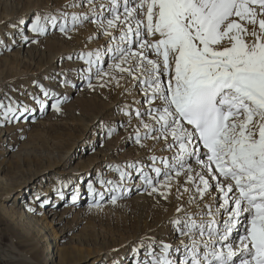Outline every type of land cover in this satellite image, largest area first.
I'll list each match as a JSON object with an SVG mask.
<instances>
[{
	"label": "snow or ice",
	"instance_id": "snow-or-ice-1",
	"mask_svg": "<svg viewBox=\"0 0 264 264\" xmlns=\"http://www.w3.org/2000/svg\"><path fill=\"white\" fill-rule=\"evenodd\" d=\"M87 23L96 25V39L106 38L78 57L87 86L138 92L121 126L136 120L134 143L163 142L168 153L110 165L119 178L98 181L116 193L112 204L134 177L166 201L175 190L170 223L179 243L145 235L135 264H264V0H70L34 14L28 30L67 35ZM29 111L0 102V126Z\"/></svg>",
	"mask_w": 264,
	"mask_h": 264
},
{
	"label": "bare ground",
	"instance_id": "bare-ground-1",
	"mask_svg": "<svg viewBox=\"0 0 264 264\" xmlns=\"http://www.w3.org/2000/svg\"><path fill=\"white\" fill-rule=\"evenodd\" d=\"M16 1L17 0H14V4L12 5L10 1L5 3V1L3 2L0 0V30H3V33L6 34L5 39H8V42H6L8 46L0 55V102L8 104L10 98L13 101L19 102L21 105L27 106L30 111L25 113L20 122H12L8 123L6 126H0V147L3 148V152H5L7 156H10L8 160H5L6 162L4 164L8 163L15 156V154L12 153V150L16 146V137H20V135L25 132L24 130L22 131V127H28L35 123L42 127L48 125L50 126L52 125V123L54 124L55 121L53 119H56L57 117L52 105L55 104L56 100L59 99L60 101H62L61 110L65 109L64 111H67L70 106H68L67 108L64 107L66 106L65 103H67V101L74 95L71 94V92H80L82 90L80 89V87L83 88V86H87L88 80L84 71L86 65H84L83 60L79 59L78 57L81 54L90 51L92 48L91 46H93V44L97 42L96 40V42L94 43L88 41V39L91 40L96 36L97 28L95 24L87 23L83 27H77L76 30L69 32L67 35L62 33L60 35V38H56V40L53 41L58 43V46L55 49L56 51H53L52 48H50L51 52H49L48 54L51 60L50 62H46V58L42 59V55H44L50 45L46 48L44 43L41 44L42 41L45 40L44 39L40 40V46H37L38 43L36 44V46L35 44L33 46L32 39L35 38L37 40L39 36H36L35 33L29 31L26 26L19 24V21L23 19L25 21L31 22L34 14L37 13H55L58 9H61L64 5L70 3V0L69 2H66L68 1L66 0L63 4L59 3L61 4L59 6H57L56 4L42 6L43 3H41V0H31L32 2H30L29 0L30 3L28 4L27 2L28 5L23 4V1ZM69 11L72 10L69 9ZM73 11H78V9ZM14 25H16V27H14ZM49 31L50 33H54L55 30L49 27ZM25 36L28 37L27 42L24 39ZM41 38L43 39V37ZM99 43V47L97 48L105 45L106 38H101L99 40ZM68 44L71 45L69 48ZM54 46H56V44H54ZM87 47L91 48L89 49ZM97 48L94 47V49ZM70 56L73 60H75L73 65L70 64V67L73 68H71L73 70L72 72H69L67 66L65 67L62 65L65 58L68 59V57ZM26 59L30 61H34V59L39 60H36L34 64L31 63L33 67L26 74V77L29 76L30 79L27 78L24 81V84L19 89V97L16 98L15 94L13 92H10L7 86L8 80L3 73L4 71L11 69L9 68V65L12 64V62H14L15 64L19 62V64L22 65V62L26 61ZM65 79L68 80V84H61ZM94 81L95 80H93V82ZM74 84H76L77 86L75 90H72V88H67V86H73ZM38 85L43 86V89L47 90L49 95L45 96ZM129 87H131V85H129ZM104 89L100 87H97L95 90L88 88L84 90L85 93H82L84 95H82L83 100L79 104V107H81V109L79 110L81 116H77L78 118L74 117V121L77 122L80 127L82 125L83 132L81 133V135H84L87 138L93 136L94 138L90 141L89 138L87 141H84L83 146L79 147L77 153H75V158L70 156L71 154L69 149L62 153L55 150L49 153H42L44 155L43 159H41L43 163L48 164L46 168L50 170H47L43 174L37 175L29 173L27 176L23 177L20 182H17L14 179L10 180V178L1 179V175L4 174V170L0 169V203L4 205L3 208L7 207L6 205L8 204L6 203L12 201L17 192L26 193L29 192L30 188L32 189L33 194L30 195L28 202L24 204L25 207L22 206L23 208H21H25V210H20L18 212L16 211L15 213H12V211L14 210L13 209L10 212L8 211V215L11 219L15 217V219H20L21 223L24 222V224H22L26 226V228H24L27 230L26 234L33 235L38 240L40 238L42 243H44L46 253L49 254V259L53 264H55V262H57V264H67L72 259V257L71 259H68L71 253L70 249L66 248L64 245H58V242H60V240L63 241L64 239V232L66 231L67 221L71 222L70 220H74L76 222H82L83 218H85L84 216L93 211V207L95 204L101 205V203H104L105 206L107 205L105 208H107L108 210L109 207L112 208V206L115 205L110 202V199L108 197L109 195H113L116 193H110L108 191V186L101 185L98 182L101 178L113 181L119 178V174L112 168H110V165L115 166L117 164H123L124 162L133 161L149 163L150 161L148 158L151 155H168V153H164L161 151V149L163 148V142L154 145L153 141L148 140L145 142L146 147L143 148L134 143L132 134L133 129L137 123L136 120L132 121L131 126L126 127L125 130H127L128 133L125 135V137L122 138L120 142L115 143L116 138L114 139L111 136L107 135L110 128H125L121 125H126L128 120V117L124 114V112L123 114H121V116L116 115L115 117L113 110H122L126 104L132 103L134 97L135 99L140 100L141 96L137 92L126 94L123 88H119L114 95V99L112 100L111 98V103H108V105L100 98L97 99L98 94H95V92L98 93V91H103ZM39 93L40 95L43 94V96H39ZM33 97H37L41 101H43V107L39 103L35 104L32 103L30 99L28 100V98L32 99ZM64 104L65 106H63ZM109 109H111L113 113L107 115L105 112H109ZM58 120L60 119H57V122ZM61 121L65 123L64 120ZM62 122L59 121L58 123L60 124ZM104 135H106V138L103 137ZM104 139H108L109 142L105 146L101 145L98 153H101L102 155V166L104 165V168H107L106 171L100 169L99 165L97 167L96 165H94L97 169L95 172L96 176L94 175L93 162H97L99 158L97 160H92V165L84 164L80 168H78L77 166L73 167L71 165V162L75 159L84 160L87 152L89 150H96V148L99 147L102 141H106ZM130 143L133 144L129 149V152H132V157L129 156V153L121 154L120 151H124V147L126 146V144ZM26 149L27 148H25L24 150ZM16 155L20 156L21 152ZM54 166L61 167V171L57 172V179L55 181L53 180L52 183L44 184V182L41 181L37 184V181L40 177H45L47 173L49 174L54 171L52 170L53 168H55ZM129 171H131V169H129ZM86 178H89L87 181V185L92 184L94 186V192L89 190L88 186L86 187V190L83 191V186L81 184ZM137 181L138 182H136L135 184L132 182L128 185L125 182L122 183L121 187L124 189V191L122 195H119L116 203V206L117 204H119L125 207L128 201L127 199L123 200L124 197L128 194L133 193V191L143 189L142 192H138L135 195L137 203H144V205L142 207H138L139 209L137 208L136 212L134 211L135 215H137V218L134 227L130 230L131 235L130 237H127L121 243H119L122 244L120 245V247H124L123 251H120L118 253L106 251L110 248L103 249L102 251L97 249L93 250L91 253L95 254L94 258L91 257L92 261L88 264H135V261L138 258L142 257H137L133 249L136 243L145 235H151L157 239H164L175 244L179 243L176 238L174 226L170 223L171 218L175 215V208L177 203L169 205L166 204L167 202L163 203L164 201H166L164 199L163 202H161L156 193L149 194L147 191H144V186L141 180L138 179ZM18 187H21V189H18ZM126 187H128V189H126ZM145 192H147V194ZM100 193H103V199H101V196L99 195ZM73 196L76 197L75 200H73ZM172 197H175V190H173ZM87 198L88 205L80 208V205L84 203L85 199ZM41 201L45 202L43 206H41ZM13 202H15V200H13ZM62 204L63 206L60 208L61 210L58 209V207ZM44 208H47L45 209V212ZM30 209H35V211H32ZM192 211H195V207L192 208ZM20 222L17 223L20 224ZM65 222L66 224H64ZM55 226L58 228L56 229ZM70 226L71 224L69 225V227ZM234 235L236 234L234 233ZM50 245L54 246L57 250L54 251L53 248H50ZM95 247L96 244L93 248ZM75 249L77 251L79 250L77 248ZM77 256H81V250L78 251Z\"/></svg>",
	"mask_w": 264,
	"mask_h": 264
},
{
	"label": "rangeland",
	"instance_id": "rangeland-1",
	"mask_svg": "<svg viewBox=\"0 0 264 264\" xmlns=\"http://www.w3.org/2000/svg\"><path fill=\"white\" fill-rule=\"evenodd\" d=\"M1 1H3V2L5 1V3L10 1V3H12V5L14 4V0H1ZM17 1H19V0H17ZM20 1L21 2L23 1L22 3L26 4V5H28L30 2H32L31 0H30V2H29V0H20ZM65 1L66 0H57V2H56V0H51V1L50 0H41V3H43L42 6H49L51 4H56L57 6H59V5H61L59 3L63 4ZM27 2H28V4H27ZM66 2H69V0ZM70 10L73 11V9H70ZM29 23H31V22H28L27 24L24 25V26H26L27 29H29V27H30ZM61 34L62 33L59 30H55L54 33H52V32L50 33V31H48V33L46 35L41 36V37H43V39L40 36L38 37L39 38L38 44L33 43V46H34V44H35V46H36V44H37V46H40L41 44L44 43L46 48L50 45L47 48L44 55H42V59L46 58L45 59L46 62H50V60H51L50 56L48 54L49 52H51L50 48H52L53 51H56L55 49L58 46V43L53 42V41H55L56 38H58V37L60 38ZM5 38H6V34H4L3 30L1 29L0 30V41H2V43H0V55L3 51H5V48L8 46L6 44V42H8L7 41L8 39L6 40ZM38 38H37V40H38ZM100 39L101 38L96 39L95 37L91 40L88 39V41H90L91 43H94L96 41L97 42L94 43L93 46H91L92 48L91 47H87V48H89V49L91 48V50L92 49L95 50L94 47L95 48L99 47L98 44H100L99 43ZM40 40H44V41H42V43H41ZM52 43H53V45H52ZM54 44H56V46H54ZM90 45H92V44H90ZM70 46L71 45L68 44V48ZM46 48H44V49H46ZM36 60L38 61L39 59H36ZM36 60L34 59V61H32V60L30 61V60L26 59V61L22 62V65L19 64V62L16 64L14 62H12V64L9 65V68H11V69L4 71L3 74L6 77V79L8 80V81L6 80L8 82L7 86L9 88L10 92H13L15 94L16 98L19 97V89L24 84V81L27 78L30 79V77L28 75H27L28 77H26V74L33 67L31 63L34 64V62ZM74 62H75V60H73V59L70 60V59L65 58L62 65L65 67L67 66V68L69 69V72H72L73 68L70 67V64L73 65ZM25 63H26V65H25ZM27 63H28V65H27ZM20 65H21V67H20ZM22 66H23V68H22ZM18 70H21V71H18ZM93 83H96V81H94ZM61 84H63V83H61ZM63 85H65V84H63ZM67 88H72V90L73 89L75 90V88H77V86H76V84H74L73 86H70V85L67 86ZM88 88H89L88 86H83V88L80 87V89H82L81 90L82 92L81 91L80 92H75V91L71 92V94H74L73 97L71 99H69L67 101V103H65L66 106H65V104L63 105V106H65L64 108H67L68 106H70V108H68L67 111H64L65 109H63L60 112H57L54 110V112H56L55 115L57 117L56 119L51 118L55 121V122L52 121V122H54V124L52 123V125H50V126L48 125V126L42 127V126L38 125L37 123H35V124H32L33 126L30 125L28 127H26V126L22 127L23 128L22 131L24 130L25 132H23L20 135V137H18V136L16 137V139H17L15 142L16 146L12 150V153H14L15 156H14V158H12V160H10L6 164H4L6 162L5 160H8L10 156H7L6 153L3 152V148L0 147L1 148L0 149V169L4 170V174L1 175V179L2 178H4V179L10 178V180L14 179L17 182H20L23 179V177L27 176L29 173H33L34 175H37V174H43L47 170H50V169L46 168V166L48 164L43 163V161H42L43 155H44L42 153H45V152L49 153V152H52L55 150V151H59L60 153H62V152H65L69 149L70 154H71L70 156L75 158V156H76L75 153H77L79 147L83 146L84 141H87L89 138V137L87 138L84 135H81V133L83 132V127H82V125L80 127L79 124H77V122L74 121V117L78 118L79 116H81L80 111H79L81 109V107H79V104L83 100L82 97L84 95L82 93H85L84 90L88 89ZM117 90L118 89L109 90V88H107V89H104L103 91H98V93L95 92V94H98L97 99L100 98L106 104H108V103L110 104L111 98H112V100L114 99V97H115L114 95L116 94ZM103 92H105V93H103ZM38 95L41 97L43 96V94L40 95V93ZM29 99L32 101V103H35V104L37 103L33 98L32 99L28 98V100ZM76 108H77V111H76ZM73 110H75V111H73ZM108 111L110 113L105 112L107 115L113 113V111H114L115 117H116V115L121 116V114H123L122 110L116 109V110L112 111L111 109H109ZM123 116H125V115H123ZM57 119H60V120H58V122L59 121L62 122L61 120H64V122L67 124H65L63 122H62L63 124L62 123L59 124L57 122ZM112 126H113V124H112ZM112 126H110V127H112ZM125 129H126V127L121 128V129H117V131L111 135L112 138H114V139L116 138L115 143L120 142L122 140V138L125 137V135L128 133V131ZM105 136L106 135H104L103 137L106 138ZM93 138H94L93 136H90L89 141L93 140ZM104 140H106V141L105 142L102 141V143L99 145V147L96 148V150H94V151L89 150L87 152V154L84 157L85 161L82 159H75L74 161L71 162V165L73 167L77 166L78 168H80L84 164L90 165L92 160H94V159L97 160L99 158V160L97 162L95 161V162H93L94 164L92 163L93 166L96 165V167H97L99 165L100 169L106 171L107 168H104V165L102 166V164H103V161H102L103 158H101L102 155H101V153H98L100 146L101 145L105 146L109 142L108 139H104ZM132 145H133L132 143L126 144V146L124 147L125 150L120 151V153L121 154L122 153H127V154L129 153V156L132 157V152H129V149L131 148ZM25 148H27V149L24 150ZM20 152H21L20 156L16 155V154H19ZM54 167L55 168L52 169L54 171L49 173V174L47 173V175L45 177H40L37 181V184L40 183L41 181H43L44 184L45 183L46 184L52 183L53 180L55 181L58 177L57 172L61 171V167L60 166H54ZM96 167L94 166V170H93L94 175H95V172L97 170ZM88 179L89 178H86L81 184L83 186V191L86 190V187L88 186L87 185ZM137 180H138V178L134 177V179L132 181H125V183L127 185L132 183V182L135 184L136 182H138ZM18 189H21V187H18ZM126 189H128V187H126ZM30 190H29V192H26V193H22V192L18 193L17 192V194L13 197L12 201L6 203V204H8V205H6L8 208L7 207L3 208L4 205L2 203H0V264H35V263L36 264H53L51 262V260L49 259V254L46 253V249L44 248V243H42L40 238L38 240L35 236L30 235V234H26L27 230L24 229V228H26V226L23 225L24 222H22L23 223L22 224L20 222L21 221L20 219L19 220L15 219V217H13L11 219L8 215V211L10 212L13 209H14L13 210L14 212L12 211V213H15L16 211L18 212L20 210H23V211L25 210V208L24 209H21V208H23L22 206L25 207L24 204L28 202L30 195L33 194V191L31 188H30ZM142 191H143V189H141V190L139 189V190L133 191V193L125 196L123 200L127 199V201H128V203L125 205V207L122 205H119V204H117V206H116V204H115L112 206V208L109 207V210H108L107 208H105L107 205L105 206L104 203H101V205H103V206H101V205L99 207L94 206L93 211L91 213L86 214V216H84L85 218H83L82 222L81 221L76 222L74 220H70L71 222L74 221L75 222V223L73 222L74 224L71 222H68V221L66 224V222H65L64 224H66L67 226H66V231L64 232L65 233L64 239H63V241L60 240V242H58L59 241V239H58L57 242H58V245H64L66 248L70 249L71 253H70V256L68 259H71V257H72V259L67 264H77V263L78 264H88V263H90L92 261V258H94V255H95V254H92L91 252L93 250H96V249L102 251L103 249L110 248L106 251H111V252H115V253L123 251L124 247H122V246L120 247V245H122V244H119V243H121L124 239H126L127 237H130V235H131L130 230H131V228L134 227L135 221L137 218V215H135V212L137 211L138 207H142L144 205V203H141V204L137 203L135 195L138 192H142ZM145 193L147 194V192H145ZM157 196L159 197V200L161 202H163V198L160 197L159 195H157ZM69 198H70V196H69ZM13 200H15V202H13ZM87 200H88V198L85 199V202L80 205V208H83L86 205H88ZM163 203L171 205V204L177 203V201H176L175 197H170L169 200L164 201ZM161 205H162V203H161ZM161 205H160V207H161ZM62 206H63V204L60 205L58 207V209H60ZM100 207H102V208H100ZM45 209H47V208H44V212H45ZM17 222H20V224ZM70 224H71V226L69 227ZM72 224H73V226H72ZM55 228L57 229L58 227L55 226ZM90 239H91V241H90ZM92 244H94V245H92ZM95 244H96V247L93 248L95 246ZM50 248H53L54 251L57 250L54 246H51ZM75 248L81 250V256H77L79 250L77 251ZM89 258H91V259H89ZM80 259H81V261H80ZM55 264H57V262H55Z\"/></svg>",
	"mask_w": 264,
	"mask_h": 264
}]
</instances>
